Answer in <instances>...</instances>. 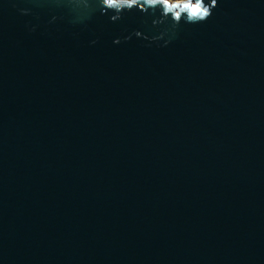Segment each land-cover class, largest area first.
Instances as JSON below:
<instances>
[{
	"label": "water",
	"instance_id": "1",
	"mask_svg": "<svg viewBox=\"0 0 264 264\" xmlns=\"http://www.w3.org/2000/svg\"><path fill=\"white\" fill-rule=\"evenodd\" d=\"M195 3L0 0V264H264V0Z\"/></svg>",
	"mask_w": 264,
	"mask_h": 264
},
{
	"label": "clouds",
	"instance_id": "2",
	"mask_svg": "<svg viewBox=\"0 0 264 264\" xmlns=\"http://www.w3.org/2000/svg\"><path fill=\"white\" fill-rule=\"evenodd\" d=\"M148 4H155L157 0H146ZM116 3L119 4H125L129 7L135 3H137V0H116ZM217 0H211L210 4H205L203 0H196V3L193 6L195 8L196 6H199V14L193 15L191 11L187 10L188 16L187 20L188 22H199L204 21L212 14V8L216 6Z\"/></svg>",
	"mask_w": 264,
	"mask_h": 264
},
{
	"label": "snow or ice",
	"instance_id": "3",
	"mask_svg": "<svg viewBox=\"0 0 264 264\" xmlns=\"http://www.w3.org/2000/svg\"><path fill=\"white\" fill-rule=\"evenodd\" d=\"M105 2L107 4H109L110 6L116 4V0H105ZM183 8L185 10L187 9V10L191 11L193 15H198L199 14V6H196L195 8H193V6H190L188 4H185L183 6ZM177 15H179V13H177Z\"/></svg>",
	"mask_w": 264,
	"mask_h": 264
},
{
	"label": "rangeland",
	"instance_id": "4",
	"mask_svg": "<svg viewBox=\"0 0 264 264\" xmlns=\"http://www.w3.org/2000/svg\"><path fill=\"white\" fill-rule=\"evenodd\" d=\"M167 1H169V2H176V1H178V0H167Z\"/></svg>",
	"mask_w": 264,
	"mask_h": 264
}]
</instances>
